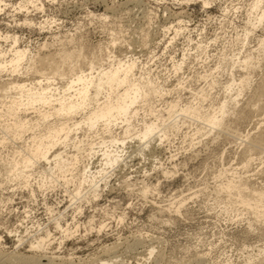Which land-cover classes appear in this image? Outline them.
<instances>
[{
    "label": "rangeland",
    "instance_id": "rangeland-1",
    "mask_svg": "<svg viewBox=\"0 0 264 264\" xmlns=\"http://www.w3.org/2000/svg\"><path fill=\"white\" fill-rule=\"evenodd\" d=\"M5 1L1 48L9 51L17 35L16 45L29 49L20 79L41 81L58 93L73 72H91V62L97 75L119 60L134 61L136 76L163 93L140 107L135 128L158 113L166 118L161 126L167 135L152 138L141 154L133 131L113 148L121 155L114 166L105 164L95 145L96 155L88 159L80 152L83 162L52 182L41 180L37 170L61 153L71 156L74 146L58 144L30 177L13 176L5 163L32 131L16 138L0 129V264H20L8 259L20 254L43 264L48 257L52 264H264V207L260 213L246 208L236 190L225 188L232 179L246 182L245 198L264 189V19L252 26L258 13L249 16L253 0H210L207 6L203 0H41L43 9ZM68 52L72 58L62 62L60 53ZM247 55L253 61L248 68L240 66ZM44 57L54 58L65 75L26 69L32 64L49 73ZM18 74L2 71L0 83ZM229 84L232 90H226ZM8 100L0 98V111ZM173 100L175 114L186 105L213 112L224 100L228 114L212 131L187 115L174 125L167 112ZM5 122L0 118V126ZM114 129L124 136L121 125ZM102 135L108 136L72 134L87 144ZM86 162L92 172L100 171L91 184L78 174ZM78 189L81 196L73 197ZM59 221L75 231L71 237H63ZM40 237L42 247L30 248Z\"/></svg>",
    "mask_w": 264,
    "mask_h": 264
},
{
    "label": "bare ground",
    "instance_id": "bare-ground-1",
    "mask_svg": "<svg viewBox=\"0 0 264 264\" xmlns=\"http://www.w3.org/2000/svg\"><path fill=\"white\" fill-rule=\"evenodd\" d=\"M5 3V0H0V12L4 9L3 6L7 5ZM261 3L262 0H253L250 4L249 16L258 12L255 19L256 23L252 26H256L257 22L261 23L264 19V8L261 6ZM203 4L207 6L210 4V0H203ZM28 5H31L34 9H43L44 7V3L41 0H22V3L19 4V8L22 9L25 7L28 9ZM180 27L181 26H179V28ZM183 27L184 26H182V28ZM178 32L180 31L176 33ZM246 36L247 33L245 34V37ZM18 38L17 35L13 36V46L9 51L3 50L0 45V72L9 71L12 74L22 73L23 63L29 49L20 48L16 45ZM59 58H61L62 62H66L68 59L70 60L72 58V53H60ZM51 60L52 61H50L49 57L40 59L42 63H47V68L44 70H48L49 73L35 69L32 64L26 67V69L34 70L37 73L40 72L42 76H64L65 74L61 71V66L55 62L54 58ZM182 64L181 62L180 64L177 63L174 68L180 70ZM252 64L253 61L250 55L244 56L243 60L240 62V66L247 68ZM89 66L91 72H86L84 70H80L81 73L73 72L65 84L66 88L58 93L55 92V90H57L56 88L43 85L41 81L32 79L35 82L31 80V82L27 83L19 78L20 74L16 75L14 79H10L8 82L0 83V98H9V104L4 110L0 111V118L6 120L4 125L0 126V129L5 132L4 135H10L16 138H23L28 130L32 131V134L26 138L27 141L24 140V143L16 149V157L9 160L10 163H5L7 169L10 167V169L14 171L13 176L30 177L35 170L33 167L37 166L42 160L48 159V155L58 144L66 146L72 144L76 152L71 154V156H66L61 153L56 159H52L53 161L49 160L45 163L44 167V164H42V169L40 168L41 170H37L41 180L46 178L53 182L58 181L61 177L66 178V172L71 171L72 167L83 162L84 156H82L80 152H86L85 156L88 159L91 158L92 155H96L95 145H99L101 155L106 161L105 164L114 166L115 163L120 161L119 157H121V155L117 153L116 149L113 150V148L119 143L124 144L125 137L133 134V131L136 133L135 136L139 143H142L140 145L141 149L138 148L141 154L146 147H149L152 138L155 136L163 138L167 135L165 128L161 126V121L166 118L156 113V110L151 106H149L150 111L156 113L154 120L143 118L140 129L135 128L134 120L139 116L138 112L140 107L145 105L148 106L152 96H162L163 93H161V89L158 86H154L149 79L142 80L136 76L134 61L126 60V62H122L119 60L117 63H112V65L106 69L99 68L100 70H98L97 75L92 71L94 69L93 62H91ZM45 78L48 80L49 77ZM245 78L246 77L243 76L240 84L242 86L238 84L240 86V90L238 91H242L244 88ZM232 82L234 83L235 81L233 80ZM226 87V90H232L233 85L229 84V86ZM261 88H263V90L260 89V91L263 92V84ZM177 105V101L174 100L171 101L170 105H167L168 118L171 120L170 123L174 125L177 123L179 116L187 115L199 120L203 127L207 126L209 131H212L222 126L225 116L228 114V101L226 100L222 101L216 107L215 111L209 113H203L198 107L186 105L180 108L181 113L175 114V111H179L176 108ZM30 110H32L33 113L35 112L34 117L29 118L23 115ZM117 125H121L122 129H124L123 132H121L124 134L122 138L118 136V132V134L115 133L114 127ZM80 130L87 132L91 131L98 135L107 134L108 136L102 135L100 142L96 144H87V141L85 143L82 139L76 141L75 137L72 136L73 133H77ZM106 137H108V139H106ZM249 162L250 159L246 160V164ZM90 164L91 163L86 162V165H84L82 171L78 174H80V178L83 179V181L91 184L96 177L95 174H100V171L95 173L92 172ZM247 187L248 183L241 181L237 183L232 179L227 182L225 188L229 192L236 190L242 197L241 203L243 206L252 208L257 213H260L261 211L259 208L264 207V204H262L264 203V189L252 190L253 192L249 194V197L245 198L241 193L247 189ZM93 191L94 196H97V189L94 188ZM80 196L81 191L78 189L73 194V197ZM252 200H254V203ZM57 226L63 228L60 221L57 222ZM62 231L66 233L63 236L64 238L71 237L75 232H69L68 228H63ZM17 240L21 242V238ZM44 240L43 237H40L31 241L30 248L39 249L42 247V242ZM112 247L113 246L110 248L112 249ZM107 248L109 247L107 246ZM153 250V248H150V255L153 253ZM9 258L20 264L31 261L43 264V262H41L42 260L33 256L26 257L20 254L17 255V257L10 256L8 259ZM200 258L201 256L199 259ZM52 259V257H48L47 261H45L47 262L46 264L54 263ZM110 261L112 260L104 259L99 260L97 263L94 262L93 264H108Z\"/></svg>",
    "mask_w": 264,
    "mask_h": 264
}]
</instances>
